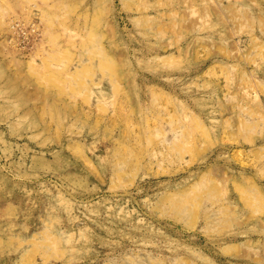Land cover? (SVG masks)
I'll return each mask as SVG.
<instances>
[{
	"label": "rangeland",
	"instance_id": "374dc122",
	"mask_svg": "<svg viewBox=\"0 0 264 264\" xmlns=\"http://www.w3.org/2000/svg\"><path fill=\"white\" fill-rule=\"evenodd\" d=\"M0 264H264V0H0Z\"/></svg>",
	"mask_w": 264,
	"mask_h": 264
}]
</instances>
